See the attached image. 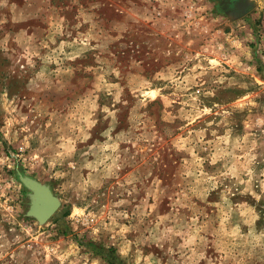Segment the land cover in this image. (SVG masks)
<instances>
[{
	"label": "rangeland",
	"instance_id": "1",
	"mask_svg": "<svg viewBox=\"0 0 264 264\" xmlns=\"http://www.w3.org/2000/svg\"><path fill=\"white\" fill-rule=\"evenodd\" d=\"M250 1L0 0V264H264Z\"/></svg>",
	"mask_w": 264,
	"mask_h": 264
},
{
	"label": "water",
	"instance_id": "2",
	"mask_svg": "<svg viewBox=\"0 0 264 264\" xmlns=\"http://www.w3.org/2000/svg\"><path fill=\"white\" fill-rule=\"evenodd\" d=\"M248 11H249V9L246 10L242 15L246 14ZM228 12L232 17L242 16V15L236 16V14L234 15L233 13H235V12L232 13V11L231 10L229 11V9H228ZM21 179L25 183V185H27L32 190L31 206H30L28 213L30 215L35 216L39 221H45L56 211V209L60 205V201H59L58 197L56 195H54L46 185L41 184L38 181H36V180H34L28 176H23ZM45 195L52 196L53 200H52V203L47 208V210L45 212H43V214H41V216H40V215H37V213H36V211L38 209L37 205H38V203H40L42 201V198Z\"/></svg>",
	"mask_w": 264,
	"mask_h": 264
},
{
	"label": "bare ground",
	"instance_id": "3",
	"mask_svg": "<svg viewBox=\"0 0 264 264\" xmlns=\"http://www.w3.org/2000/svg\"><path fill=\"white\" fill-rule=\"evenodd\" d=\"M228 5L229 11L231 10L234 15L239 16L243 14L246 10L250 8L251 1L250 0H225ZM238 12V13H237ZM47 191V190H46ZM49 192V191H48ZM53 197L50 195H45L42 198V201L38 203V209L36 211L37 215L43 214L52 203Z\"/></svg>",
	"mask_w": 264,
	"mask_h": 264
},
{
	"label": "built area",
	"instance_id": "4",
	"mask_svg": "<svg viewBox=\"0 0 264 264\" xmlns=\"http://www.w3.org/2000/svg\"><path fill=\"white\" fill-rule=\"evenodd\" d=\"M259 39L261 40V46H263V45H264V36H263V37L261 36V38H259ZM259 39H258V40H259ZM261 53H262V52H261ZM262 55H263V54H260V56H262Z\"/></svg>",
	"mask_w": 264,
	"mask_h": 264
}]
</instances>
